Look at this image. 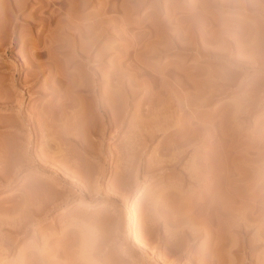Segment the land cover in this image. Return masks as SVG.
<instances>
[{
  "label": "rangeland",
  "instance_id": "1",
  "mask_svg": "<svg viewBox=\"0 0 264 264\" xmlns=\"http://www.w3.org/2000/svg\"><path fill=\"white\" fill-rule=\"evenodd\" d=\"M0 264H264V0H0Z\"/></svg>",
  "mask_w": 264,
  "mask_h": 264
},
{
  "label": "bare ground",
  "instance_id": "2",
  "mask_svg": "<svg viewBox=\"0 0 264 264\" xmlns=\"http://www.w3.org/2000/svg\"><path fill=\"white\" fill-rule=\"evenodd\" d=\"M54 55V54H53ZM52 55V56H53ZM74 80V79H73ZM74 83V82H73ZM119 83V82H118ZM117 83V84H118ZM82 84V83H81ZM116 84V83H115ZM68 85V84H67ZM71 85V84H70ZM70 85H68L69 86V88H70ZM77 85V84H76ZM98 85V84H97ZM85 86H88L87 84L85 85ZM73 87V86H72ZM74 87H76V86H74ZM121 87V86H120ZM68 88V87H67ZM114 88V87H113ZM206 88V87H205ZM75 89V88H74ZM78 89V88H77ZM80 89V88H79ZM85 89H87V87L85 88ZM70 90V89H69ZM76 90V89H75ZM80 90H82V89H80ZM117 90V89H116ZM202 92H205V91H203L202 90ZM210 92V91H209ZM66 94V93H65ZM206 95H208L207 93H206ZM67 96V95H66ZM210 96V95H209ZM207 97V96H206ZM75 100V99H74ZM62 102V101H61ZM71 102H73L72 100H71ZM188 102V101H187ZM64 103V102H63ZM75 103V102H74ZM72 104V103H71ZM78 104V103H77ZM159 104V103H158ZM161 105V104H160ZM60 106H62V105H60ZM74 106V105H73ZM158 106V105H157ZM67 107H71V106H67ZM59 109V108H58ZM68 109V108H67ZM67 109H65V110H67ZM71 109V108H70ZM103 109H104V107H103ZM55 110V109H54ZM105 110V109H104ZM52 111V110H51ZM64 111V110H63ZM94 111V110H93ZM159 111V110H158ZM161 111V110H160ZM47 112V111H46ZM54 113H55V111H54ZM57 113V112H56ZM59 113V112H58ZM66 113V112H65ZM50 114V113H49ZM53 114V113H52ZM67 114V113H66ZM60 115V114H59ZM61 115H62V111H61ZM59 116L60 118L62 117V116ZM58 117V118H59ZM107 120V119H106ZM108 121H109V119H108ZM164 121V120H163ZM110 123V122H109ZM159 123V122H158ZM162 123V122H161ZM158 125V124H157ZM111 126V125H110ZM160 126V125H159ZM162 127V126H161ZM159 130H161V129H159ZM181 131V129H179V131L178 130H174L173 131V133H177V132H180ZM182 132V131H181ZM172 132H170V134H171ZM197 133V132H196ZM223 133H225V132H223ZM194 134V133H193ZM189 137V136H188ZM190 138V137H189ZM194 138V137H193ZM189 140V139H188ZM233 182V181H232ZM200 192V191H199ZM99 207H103V205L101 204ZM134 244H135V249L136 250H138V251H143V245L139 242V241H137V240H135L134 241ZM41 253V252H40ZM44 253V252H43ZM35 256V255H34ZM37 256V255H36ZM35 256V257H36ZM47 256V255H46ZM38 257H41L40 259H41V261H42V259L45 257V253L44 254H40V255H38ZM131 258L129 259L130 261H132V260H135L136 259V256H134V255H131L130 256ZM45 262V261H44ZM41 263V262H40Z\"/></svg>",
  "mask_w": 264,
  "mask_h": 264
}]
</instances>
